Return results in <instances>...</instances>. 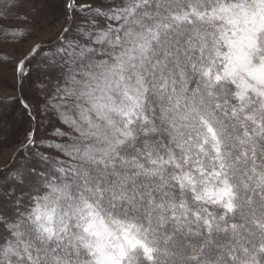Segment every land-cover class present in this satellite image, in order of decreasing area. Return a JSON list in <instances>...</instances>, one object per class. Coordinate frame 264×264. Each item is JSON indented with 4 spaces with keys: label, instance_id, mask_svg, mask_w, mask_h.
Returning <instances> with one entry per match:
<instances>
[{
    "label": "snow or ice",
    "instance_id": "snow-or-ice-1",
    "mask_svg": "<svg viewBox=\"0 0 264 264\" xmlns=\"http://www.w3.org/2000/svg\"><path fill=\"white\" fill-rule=\"evenodd\" d=\"M46 2L39 0L33 5L37 17L31 23L41 30L49 22L47 13L41 11V5ZM16 7L12 0H4L0 4V19L4 15L10 16ZM62 7L65 20L55 40L34 44L13 68L16 82L11 87L20 93L31 91L36 104L33 106L27 95L0 98V138L4 132L2 125L8 120L5 113L9 110L15 112L17 108L30 121L38 120L41 113L49 119L55 114L70 132L86 135L68 103L73 97L89 95V81L96 79V73H85L86 80L76 69L87 61L88 66L96 68L101 76L123 72L127 61L136 58L137 49L147 54L154 45H168L186 34L185 30L190 29L194 21L207 22L209 28L219 22L228 25L219 32L216 41L213 62L219 60L221 70L213 73L208 69L204 74L215 81L230 79L233 86L241 89L242 100L254 96L264 102V0H253L252 6L247 0H112L105 7L99 6L96 0L88 3L63 0ZM77 13L83 14L86 26L77 22ZM72 26L79 30L80 40L68 38ZM45 47L52 50L45 52ZM116 49L120 51L117 53ZM257 53L261 55L257 56ZM195 95L194 92V98ZM261 106L264 107V103ZM93 107L101 117L105 116V107L111 108L103 104H94ZM112 110L120 111L118 108ZM244 111L248 126L243 131L247 139L256 146L264 144V118L249 116ZM234 112L232 109L225 114ZM80 115L87 119L95 134L94 129L98 126L93 125L91 118L84 117L83 109ZM129 123H132L131 119ZM227 123L224 121V125ZM207 130L216 142L221 141V135L214 127L209 125ZM231 131V128L223 127V138L229 139ZM53 135L69 137L67 132L59 129ZM36 143L35 133L30 131L21 146L0 167V264H71L69 258H78L80 249L87 250L90 264H221L224 259L230 264H264V239L260 238L264 236V171L254 166L252 172L244 177L242 194L238 197L228 179L226 165L221 162L223 147L214 149L221 159L209 174L219 180L213 192L216 197L214 203H219L225 210L221 220L235 214L236 218L223 225L225 231L236 229L237 225L247 229V232L233 237L234 243L227 255L222 254L218 247L213 249L211 244L191 239L193 235L213 234L210 208L205 217L194 214L197 221L203 219L207 226L198 232L188 223L189 214L183 211L184 206L180 205L178 211L175 204L157 216L155 223L151 215L146 222L112 218L110 223H106L96 206L84 200V207L89 209L87 215L92 219L82 226L85 235L77 236L74 245L73 237L68 234L71 225H65L61 219L60 227L55 226L56 209L53 206L57 195L69 197L70 185L51 183L49 169L59 165L54 173L64 174L66 169L63 165L75 159L81 160L77 168L83 169L84 164L95 161V150L89 146L81 155L82 148L75 142L49 143L46 148H54L66 159L35 152L38 160L34 163L27 153L33 151L31 146ZM6 146L7 142L0 139V152ZM243 155H251L253 160L261 158L255 150L245 151ZM176 180L181 187L185 183H196L194 176L188 173L177 175ZM112 198V207L115 208V201L124 197L113 188ZM237 199L240 203H233ZM168 220L175 222L176 226L172 232H162ZM184 232L189 235H181ZM241 235L250 240L251 247L240 239Z\"/></svg>",
    "mask_w": 264,
    "mask_h": 264
},
{
    "label": "clouds",
    "instance_id": "clouds-1",
    "mask_svg": "<svg viewBox=\"0 0 264 264\" xmlns=\"http://www.w3.org/2000/svg\"><path fill=\"white\" fill-rule=\"evenodd\" d=\"M247 3L252 6L253 0H247ZM226 27L225 22L209 28L207 22L194 21L192 27L185 30L186 34L168 45H154L147 54L137 49L136 58L127 61L124 71L111 76H101L96 68L88 66L87 61L76 69L84 79H88L84 74L89 72L96 73V79L89 81V95L73 97L68 103L74 118L87 133L80 136L69 132V142L81 146V155L91 146L96 159L84 164L83 169L77 168L80 159L69 160L63 165L64 174L54 173L59 165L49 169L51 183L70 185L69 197L57 195L53 206L56 209L55 226L60 227L61 219L65 225L70 224L68 234L73 237L74 245L77 236L85 235L82 226L92 219L87 215L89 209L84 207V200L96 206L106 223L112 218L146 222L149 215L155 223L157 216L166 213L171 204L177 205L178 211L183 205V211L189 214L188 223L198 232L207 226L203 219L197 221L194 214L205 217L210 208L213 234L193 235L191 239L211 244L213 249L218 247L224 255L234 243L233 237L247 232L240 225L224 230L223 225L236 217L233 213L221 220L225 210L219 203H214L216 197L213 194L219 180L215 175H209L221 159L214 151L218 147H223L221 162L226 165L228 179L238 197L242 194L244 177L253 167L264 171V144L254 145L243 131L248 126L244 110L249 116L264 118V107L261 106L264 102L254 96L242 100L241 89L233 86L230 79L215 81L204 74L208 69L213 73L221 70L220 61H213L218 34ZM116 51L118 53L120 49ZM94 104L111 108L105 107V116L101 117ZM117 108L120 111L112 110ZM81 109L84 117L91 118L93 125L98 126L94 129L95 134L87 119L81 118ZM232 109H235L232 115L225 114ZM125 113H128L127 117ZM209 125L221 135L220 142L208 132ZM223 127L232 129L229 139L223 138ZM253 150L260 154V159L243 155L245 151ZM185 173L194 176V185H179L176 177ZM98 186L100 190H97ZM113 188L124 197L115 201V208L112 207ZM233 203L240 201L237 199ZM175 226V222L168 220L161 231L172 232ZM260 238L264 239V236ZM240 239L244 237L241 235ZM244 242L252 246L250 240L244 239ZM80 252L78 258H69L71 264H90L87 250L80 249ZM221 264H230V261L224 259Z\"/></svg>",
    "mask_w": 264,
    "mask_h": 264
},
{
    "label": "rangeland",
    "instance_id": "rangeland-1",
    "mask_svg": "<svg viewBox=\"0 0 264 264\" xmlns=\"http://www.w3.org/2000/svg\"><path fill=\"white\" fill-rule=\"evenodd\" d=\"M4 0H0L2 4ZM17 5L13 9L11 15H4L0 19V98L12 97L18 95H27L29 101L35 106L36 99L33 98V93L28 91L20 93L18 89H13L11 85L16 82L14 79L13 68L17 61L29 51L32 46L41 41H54L57 33L64 23V10L62 7L63 0H47L45 4L41 5V11L47 13V20L49 21L43 27V30L31 23L37 17V12L33 9V5L39 3V0H12ZM85 3L90 0H84ZM99 6L105 7L112 3V0H96ZM79 17L78 23L85 25L86 22L83 14L77 13ZM71 25V20L69 21ZM2 25L8 26L10 30L20 31L18 34H12L2 29ZM27 33V35H25ZM68 38L74 41L80 40V32L72 26ZM63 42V41H61ZM52 48L45 47L44 51L49 52ZM7 57V59H6ZM32 66L29 65V68ZM39 99H43L40 97ZM10 102V101H9ZM5 115L8 120L2 125L4 128L3 137L0 138L7 142V146L0 152V167H3L4 161L12 156L13 152L21 146L26 134L34 131L37 143L32 147L33 151L27 153L35 162L38 157L35 152H42L46 155H52L57 159H66L62 154L56 152L54 148H46L49 143H64L69 142V137L55 136L53 133L56 129L69 133L70 130L55 114H52L50 119L41 113L36 121H30L29 118L22 114L17 108L15 112L9 110ZM23 159V157H21ZM34 162V163H35Z\"/></svg>",
    "mask_w": 264,
    "mask_h": 264
},
{
    "label": "trees",
    "instance_id": "trees-1",
    "mask_svg": "<svg viewBox=\"0 0 264 264\" xmlns=\"http://www.w3.org/2000/svg\"><path fill=\"white\" fill-rule=\"evenodd\" d=\"M2 29H4L5 31H8L9 33H12V34H18L20 32V31L15 30V29L10 30L8 28V26H6V25H2ZM33 159H34V157L32 158V161L35 162V160H33Z\"/></svg>",
    "mask_w": 264,
    "mask_h": 264
}]
</instances>
